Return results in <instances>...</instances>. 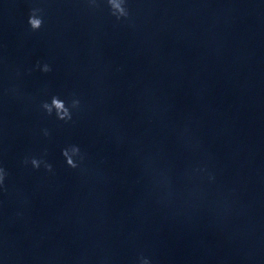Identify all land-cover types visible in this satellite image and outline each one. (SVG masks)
I'll use <instances>...</instances> for the list:
<instances>
[{"label":"clouds","instance_id":"clouds-1","mask_svg":"<svg viewBox=\"0 0 264 264\" xmlns=\"http://www.w3.org/2000/svg\"><path fill=\"white\" fill-rule=\"evenodd\" d=\"M89 7L97 8L99 7L97 0H87ZM109 7L110 14L116 18L117 21L129 20L131 13L127 6L128 0H106ZM43 9L32 8L30 10V15L28 19V24L32 31H38L43 26ZM42 72L48 73L52 69L49 64L44 63L41 65L39 62L36 65ZM80 106V101L78 99H73L71 102V109H76ZM42 108L46 111L47 115L51 116L55 111L56 117L59 120L68 122L72 120V112L69 106H66L64 100L60 99L58 96H53L51 102H44ZM44 135L48 136L49 132L47 129L44 130ZM46 154V153H45ZM62 155L65 158L66 165L69 168L77 169L84 160V154L81 152L80 148L76 145H70L62 149ZM25 165L31 164L33 169H40L43 165L44 169L48 172L53 170L52 164L47 162L43 158L36 157H25L23 160ZM8 176L7 170L0 166V190L7 191V186L5 180ZM139 264H151L150 260L144 256L139 257Z\"/></svg>","mask_w":264,"mask_h":264}]
</instances>
